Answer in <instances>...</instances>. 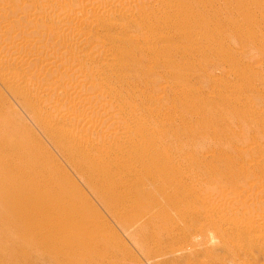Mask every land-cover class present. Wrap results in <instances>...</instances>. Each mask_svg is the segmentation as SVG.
Listing matches in <instances>:
<instances>
[{"label": "bare ground", "instance_id": "6f19581e", "mask_svg": "<svg viewBox=\"0 0 264 264\" xmlns=\"http://www.w3.org/2000/svg\"><path fill=\"white\" fill-rule=\"evenodd\" d=\"M129 1H126V8L122 6L125 11L109 6L122 0H0V76L7 80L22 112L37 130L35 132L18 113L0 114V264H121L120 259L124 255L112 245L124 247V243L113 231L111 235L107 233L110 229L108 223L101 219L103 216L95 210L71 174L98 199L103 209L140 250L153 242L162 245L156 250L157 256L180 254L173 258V264H182V261L183 264H200L196 258L205 254V250L199 251L196 247L205 241L208 231L221 239L256 232L260 236L251 238V243L264 247V202L256 203L261 201L254 198L256 195H252L253 191L248 189L251 193L248 196L241 189L239 193L242 192L245 201H241L242 198L237 201L236 194L233 199L236 201L229 202L223 198H229L224 188L218 190L216 187L217 192H211L212 197L208 196L207 191L203 193L197 185L203 183L209 187L226 183L238 190L237 183L248 180L251 183L249 177L253 176L246 167L252 169L255 166L252 159L238 163V159H224L219 154L207 157L209 153L201 156V169L204 171L199 170L201 174L198 168L184 165L186 159L182 160L181 157L185 155L182 153L184 149H181V155L175 157L156 144V138L174 134V126L160 128V123L155 125L142 110L137 111L139 107L136 102L122 94L124 91L114 93L115 84L110 75L105 74L102 65L107 62L105 66L108 70L120 65L115 64L113 57L116 55L105 47V40L93 39L92 36L93 42L87 40L92 48L98 47L97 52H90L89 47L81 48L82 39L89 37L87 34L82 38L81 32L87 33L95 28L111 30L113 21L119 16L123 17L122 13L130 16L133 9ZM146 3L145 7L148 8ZM38 25L44 28L37 30ZM18 36L21 41L14 42L12 39ZM4 39L6 43L2 42ZM97 57L104 58L101 65L97 63ZM148 71L150 73L151 70ZM29 75L47 77L36 81L37 76L29 80ZM155 95L157 93L152 96ZM237 110L231 112L234 117L238 114ZM248 115L258 128L264 127V117L259 119L256 115ZM259 149L256 147L255 150L258 152ZM189 158L187 160L191 162ZM218 164L224 166L219 167ZM242 188L246 189L243 185ZM250 188L253 189V186ZM257 189L264 193V186ZM237 190L233 189L235 193H238ZM263 198L264 195L261 200ZM255 220L259 222L254 223ZM167 222L170 226H165ZM193 247V253L183 254Z\"/></svg>", "mask_w": 264, "mask_h": 264}, {"label": "rangeland", "instance_id": "374dc122", "mask_svg": "<svg viewBox=\"0 0 264 264\" xmlns=\"http://www.w3.org/2000/svg\"><path fill=\"white\" fill-rule=\"evenodd\" d=\"M24 1L25 0H22V2ZM122 1L123 2L121 3H118V4L114 3L109 6L111 7L113 5L114 9L117 8L116 10L118 9L125 10L124 7L126 6L125 4L127 3L126 2L127 0L125 1L122 0ZM136 1L130 0L129 2L131 4L128 2L129 6H131L133 9L132 12H130L131 14L129 13L130 16L128 15V13L127 14L122 13L123 17L119 16L117 17V19L113 21L114 23H112L113 27L111 30L109 29L108 31H101L95 28L94 30L90 29L89 32L87 33H85L86 31L81 32L82 38H85L87 34L89 36V37H86V39H82V42L80 44L81 48L85 49L89 47L91 50L90 52H95V51L97 52L98 47H93V48L91 47V42H93L92 38L93 39L101 38L105 40L106 42L105 47L109 49V51H112V52L114 51V55H116L113 57L115 64L120 65V66H116L114 69H111L112 71L110 69L109 70L106 69L105 64L107 62H104L102 65V68L105 71V74L110 75V77L112 78L111 80L115 84L113 87L116 88L117 90L115 89L114 93H117V92L122 93L124 91L122 94L132 99V101L136 102L135 104H137V106L140 108V109L137 108V111L141 112L142 110V112H144L145 115L147 116L146 118H149L151 121H154L155 125H159L160 123L159 125L160 128L167 129L168 127L174 126L172 127L173 129H175V131L173 132L174 134H168L167 136L163 135L162 139L156 138V144L161 146L165 150L167 149L169 154L172 153L171 156L173 155L177 157V155L179 156L182 153H184L185 155L183 154L182 155L185 158L181 155L182 160L186 159L185 160L186 162L185 161L183 162L184 165H188V167L190 166L191 168L193 167L192 169H195L196 167L198 168V171L202 170L201 172H204L203 169H201L203 167V165L201 164V160H202L201 158H203L204 156H207L209 153L210 154L207 157H210L211 155L219 154L220 157L222 156L221 158H224V159H226L225 157H229L232 160L238 159L236 161L238 163L240 160L246 161L245 159H248V160L252 159L251 161H253V164H255V166L252 168L254 171H252L250 167H246L248 172L252 173V176H253V177L251 176L249 177L251 183L249 182V180L246 182L247 184L245 182L237 183L238 190L235 189L233 185H228L226 183H223V184L218 183V184H215L209 187L207 184H203V183L197 184L199 186V189L203 193H206L207 191L208 194H210L208 196L213 197V195H211V192L215 191V194H216L217 192L216 187L218 190H220V188L221 189L224 188L226 191L225 193L226 196L229 197L226 199V197L223 194L221 197L224 196L223 198H225V200H230L229 202H231V201H236V199L237 201H239L242 198L241 201H245L241 193L243 192L245 195L250 196L251 193L248 190L250 189L251 192L253 191V193H256V194L252 193V195L257 196V197L255 196L254 198L256 200L261 201V203L258 201L256 203L262 204V202H264L263 201L264 198L263 200L261 199L264 193H261L263 191L262 190L260 191V189H257V188H260V187L262 188L264 186V168H263L264 167V140H263L264 139V127L262 129L258 128L252 121H250V116L248 114L256 115L259 119H262L264 117V111H263L264 110V98H263L264 97V88H263L264 78H261V77H264V74H263L264 73V57H263L264 56V7H263L264 0H152V1L142 0L143 4H141L142 2L140 3L141 0H136ZM134 3H136L135 5H138V6L136 7ZM145 3H146V6L150 8L149 11H148V8L145 7ZM123 5L124 7L122 9ZM13 7H15L14 4H13ZM21 9L23 10L22 6H21ZM142 9L143 11H141ZM136 10H138L137 12L139 14L136 12ZM158 11H159V14H158ZM144 12L146 13V15ZM142 16L143 17L145 16L144 17L145 20H143L144 18ZM123 20L125 21L122 22ZM130 21L132 22L130 23ZM115 23H118V24H115ZM42 27L44 28L43 25L41 26L38 25L36 29L39 30L40 28L41 30ZM172 30L173 32H171ZM20 38L21 37L18 36L17 39L15 37L12 40L14 42L17 40L19 41ZM110 39H112V41ZM87 40L88 41L90 40L91 42H88ZM119 41L120 43H118ZM2 42L6 43L5 39ZM20 43H23V41ZM87 43L90 45L87 46ZM112 45L115 46V47L113 46L114 49L115 48L117 49L115 50L112 49ZM151 51L152 52L154 51L155 53L157 52L158 54L152 53ZM145 53H147L148 56H146L147 54ZM118 57H121V58H118ZM131 58L133 59V61ZM136 58H140V60ZM250 58L253 60L250 61ZM100 59L101 58L97 57V63L101 65L104 58H102L103 60L102 59L100 60ZM148 59L149 60L152 59V61L151 60L149 61ZM154 59H157V60H154ZM254 60H255V63L253 62ZM161 61L163 62L161 63ZM239 67L242 70H240ZM138 70H141L142 73L141 71H138ZM148 70H151L150 73ZM146 71H148V73ZM257 75H261V77H258ZM35 76L38 77V78H35L36 81L39 78L42 80V78H45V76L47 77V75L45 76L35 75ZM120 76L123 78H121ZM34 77H31V75L28 76L29 80H33ZM139 77L143 79L141 80ZM0 79H1L0 80V107H1L0 112L2 111L0 114L7 115L11 113H14V114L18 113L24 119V122H26L35 132H37L36 128L32 125V123L25 117V114L22 112L14 94L12 93L11 88L7 85V82H6L7 80H5L1 76H0ZM124 85L126 86L124 87ZM156 88H159V89L154 91ZM161 89L163 92L161 91ZM226 91H229V92H226ZM155 92L157 93V96L155 95L154 97L152 95L156 94ZM140 94L143 97H141ZM237 94L239 95L238 97L236 96ZM146 96L148 97L150 96V97L148 98ZM151 98H153L152 101L150 100ZM164 100L166 103L164 102ZM238 102H240L239 105H238ZM138 103H140L141 105ZM157 104H160L161 107L160 106L158 107ZM173 106L175 107L177 106V107L174 108ZM170 108H171V111H170ZM236 109H238L237 110L238 114L237 116L234 117L231 112ZM4 111L5 113H3ZM162 111L164 112V114ZM165 112L166 113L169 112L168 115ZM152 115L153 116L155 115L154 118ZM172 117H174L175 119L173 120ZM162 118H163V121H162ZM172 120H173V123H172ZM262 120L264 123V119ZM225 122H227L228 124H226ZM229 122H230V125H229ZM234 127H236V129H233ZM247 128H250V130ZM141 129H143V127H141ZM184 129H187V130H184ZM211 130L214 132H212ZM238 130H240L241 132ZM186 132H188L187 135H186ZM184 133H185V136H184ZM226 134H228V139H227ZM230 135H232V137ZM179 139L181 141H179ZM237 139L239 140V142ZM182 140L183 141L186 140L188 142L184 141L185 142L184 143ZM251 140L253 143L251 142ZM233 141H234V144L232 143ZM245 142L247 145L251 143L249 147L245 145ZM175 144H179L178 146L180 148H178V146ZM186 145H189L187 146L189 149L186 147ZM251 145H253L254 147ZM255 146L258 149L261 148L259 149L260 151L257 152V150H255L256 149ZM190 147L192 150L190 149ZM231 147L233 150L231 149ZM245 147L248 149L250 148L252 153H250V150L247 151ZM169 149L171 152L169 151ZM181 149L182 150L184 149L182 153H181L182 151ZM210 149H213V150H210ZM175 150H177V153ZM210 151H212L213 154H211L212 152ZM190 153L192 154V156ZM197 153H199L200 158ZM247 155L249 156V158ZM187 157L188 158L190 157L189 159L191 160V162H188ZM195 158L198 163H196ZM192 162H194L195 164H192ZM256 163L257 165L258 164L260 165L257 166ZM235 165H238V164H235ZM218 166L223 167L224 165L218 164ZM261 170L263 171V173H261L262 172ZM200 171H199V174H201ZM71 175L73 179L78 182L77 184L79 185L81 190L84 192V194L87 196L88 200L92 203V206L95 208V210L99 212L101 216H103L101 219L102 220L104 219L103 221L108 223L110 229L107 233L111 235V231H113L114 233L117 234V236L124 243L125 245L124 247H122L119 244L112 245V246L117 247L118 252H120L121 254L123 253L122 255H124L120 259L121 264H173L172 262L173 258L180 256V254H176V253H171L169 255L166 254V255H163L162 257L157 256L156 250H158V248L161 247L162 245L161 244L159 245V243H153V242L148 243L147 245H145L146 247L145 249L143 248L140 250L136 245H134L133 240L128 236V234H126V232H124L114 222L111 216L103 209V206L98 201V199L94 195H92L91 192L88 189H86V187L83 184H81V182H79L78 179L73 174ZM225 185L226 187H223ZM239 185H241L240 188H239ZM242 185L244 188L246 187V189L243 190ZM248 186L250 187L253 186V189H251ZM227 187L228 188L230 187V188L228 189ZM232 188L234 189V191L237 190L238 193L237 192L235 193ZM240 190L242 191L241 193H239ZM230 191H231V194H230ZM245 192H247V194ZM257 193H260V194H257ZM236 194H238V197L234 196ZM239 195L242 197H240ZM212 197L210 198L212 199ZM234 197L236 198L235 200H233ZM230 198H232V200ZM258 222L259 221H256V220L254 221V223H258ZM164 224L165 226H170L168 222ZM209 235L212 238V240L210 239ZM247 235L244 234L239 237L234 236L235 238L233 236L232 237L226 236L221 239L217 237V235H215L213 232L211 233L208 231L206 233L205 241L200 246L196 247V250H199V251L205 250V254L198 255L196 258V261L199 260L198 262L199 263L201 262L200 264H205V262L206 264H264V247L253 245L251 243V238L254 239V238L259 237L260 236L259 233L252 232L248 235V237ZM210 241H213V242H210ZM194 249H195L194 247L191 249H187V251L186 252L184 251L183 254L185 255L191 254L193 253ZM181 263L183 264V261Z\"/></svg>", "mask_w": 264, "mask_h": 264}]
</instances>
